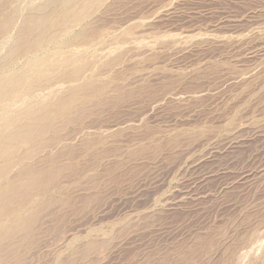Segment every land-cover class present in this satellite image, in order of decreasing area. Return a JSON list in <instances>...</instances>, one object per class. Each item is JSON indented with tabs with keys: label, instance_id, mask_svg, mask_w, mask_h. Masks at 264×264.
Segmentation results:
<instances>
[{
	"label": "rangeland",
	"instance_id": "rangeland-1",
	"mask_svg": "<svg viewBox=\"0 0 264 264\" xmlns=\"http://www.w3.org/2000/svg\"><path fill=\"white\" fill-rule=\"evenodd\" d=\"M110 6L95 25L128 43L101 80H125L63 125L72 154L60 163L76 172L63 196L46 193L8 264H264V0Z\"/></svg>",
	"mask_w": 264,
	"mask_h": 264
},
{
	"label": "bare ground",
	"instance_id": "bare-ground-1",
	"mask_svg": "<svg viewBox=\"0 0 264 264\" xmlns=\"http://www.w3.org/2000/svg\"><path fill=\"white\" fill-rule=\"evenodd\" d=\"M3 1L0 42L15 20L21 18L22 24L5 46L0 68L14 66L18 55H35L10 73L0 72V264H8L21 240L17 236L30 233L49 204L46 193L54 190L63 196L68 190L63 179L76 172V162L60 163L72 149L59 134L64 124L85 116L83 106L125 80L124 74L101 78L103 70L119 62L128 40L95 25V16L104 15L113 0H31L23 18L19 5L24 1ZM100 142L95 134L85 146L91 151ZM256 251L261 252L258 262L264 258V245Z\"/></svg>",
	"mask_w": 264,
	"mask_h": 264
}]
</instances>
